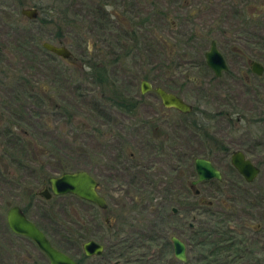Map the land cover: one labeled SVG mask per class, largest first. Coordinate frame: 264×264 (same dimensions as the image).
I'll return each mask as SVG.
<instances>
[{
	"label": "flooded vegetation",
	"instance_id": "flooded-vegetation-1",
	"mask_svg": "<svg viewBox=\"0 0 264 264\" xmlns=\"http://www.w3.org/2000/svg\"><path fill=\"white\" fill-rule=\"evenodd\" d=\"M255 1L246 0L243 7ZM258 2L255 8L260 10L264 6V0ZM90 6V8L87 7L89 16L92 14V6L95 7L94 13L97 14L94 20H92L93 17L87 18L88 23L82 16L79 19L80 27L83 29L78 32L77 43L86 45L83 48L80 47V55L72 56L70 49L65 45L70 46L71 39L59 37L54 44L64 45L70 52L67 57L59 55L57 57L62 58L68 65L78 64L81 78L94 81L101 87L95 94L96 98L91 99L85 109V117L88 114L92 116L89 112H93L94 120L87 117L86 121L82 116L77 119L80 124L78 132L80 136L84 137L91 134L89 131L93 132L95 147L93 166L60 169L53 167L59 163L55 162L51 164V167L49 165L53 161L49 163L44 162L46 159H42V156L47 159L54 156L49 150L40 152V157L31 158V163L35 166L46 165L52 171L50 174L36 173L37 166H26L23 171L28 177H35L32 184L37 183V185L27 189L28 200L25 202L20 199L8 201L3 212L0 211L2 240L4 242V235L8 233L9 243L14 246L9 250L4 243H0L2 251L7 252L13 258L10 264L49 263L47 255L32 239L12 231L7 225L6 212L12 205H17L25 217L44 233L54 247L73 258L77 264H131L136 259L132 258L130 249L123 245V242L157 235L154 227L156 223H158L156 225L159 238H162L161 245H171L170 237L174 235L184 242L186 253V239L176 234L177 229L175 232L164 231V221L172 218L177 222L178 228L186 232L188 236L198 235V227L194 228L192 221L194 220L193 214L185 221L181 213L182 211L188 213L199 206H205L204 208L209 212L214 195L213 192L208 194L206 190L212 185H218L221 180V171L214 164L213 155L218 158L226 157L228 169L244 184L252 181L258 173L250 181L243 178L231 164L230 154L238 149L245 157L247 156L242 148L229 151L226 145L228 139L226 136L222 137L221 134L223 123L236 129L242 125L247 128L250 125L260 126L264 121V101L261 102L262 98L256 97V94H259H255V100L260 104L254 105L253 107L256 108L254 113L249 114L228 104L225 97H222V100L225 105H228L226 107L213 108L210 104H206L210 99L213 100L214 96H220V93L215 92L213 86L202 79L203 74L208 72L212 81L218 80L223 72L228 73V76H233V73L229 71L230 67L224 56L226 69L221 70L218 75L205 62L204 52L208 49L210 41L213 40L216 46L211 34L214 28L218 30L220 27H203L198 17L205 9L204 5L198 7L194 0H91ZM176 9L179 11L176 12ZM107 23H109L108 26ZM118 26L121 27L119 32L112 29ZM149 27H158V33H154L161 49L158 70L160 76L166 78L167 84L161 83L162 81L155 82L152 79L154 75L150 77L146 73L142 64L151 65L155 62L148 57L142 56L145 61L138 62L141 64L136 68L139 74L134 72V75L129 69L126 71L124 66L121 67V61L137 63L133 62L129 56L133 51L138 52L140 48L142 52H145L148 47ZM197 39H208L209 41L207 49L203 51L202 61H196L195 57L191 60L182 58L179 51L196 46ZM107 42H110V45L104 50L103 47ZM242 46L245 47L243 44ZM240 56L242 58L239 59L243 60L246 75L240 71L239 79H242L245 89H254L257 92L254 77L258 78L263 68L261 73H255L251 69V62L259 61L250 55L241 54ZM1 61L0 86L2 83L5 84L3 78L10 72L9 66ZM6 62L16 65L20 73V58L16 60L7 58ZM181 63L191 64V66L202 63L201 71L203 72H197L199 75L182 74L180 77L170 73V69L174 70ZM154 67H149V70L155 72ZM20 74L14 84L10 85L13 99L11 95L1 97L0 94V188L5 187L6 178L13 173L12 169L6 167V161L20 164L12 147L16 146L18 149L22 144H31L33 147L40 140L38 137L41 138V135L37 134V114L35 113L34 117L31 115L30 120L24 118L23 107L25 105L17 101L22 95L23 82L27 80ZM132 75L135 76L134 79ZM142 81L148 83V89L142 90ZM156 86L181 98L189 104V109L182 111L173 105L162 103L158 94L153 90ZM186 88L188 90H185ZM36 89V83L34 86L30 85V94L36 95ZM186 91L189 92L188 96ZM0 92L5 93L1 88ZM87 93L88 91L86 96ZM51 97L52 95H49L47 99L50 100ZM147 97H153L156 101L154 103L145 102L143 98ZM102 98L107 101H103ZM47 112H51L53 118L59 115L57 108L50 107ZM70 114L73 117V114ZM63 116L66 117L65 125L55 124L50 121L49 116L46 117L44 132L53 137V131L57 127L60 131H68L67 124L70 117L66 112ZM32 120L34 123L31 122ZM241 123L242 125H239ZM236 129L235 131H238ZM225 133L228 134L227 130ZM243 133L248 132L242 131L240 134L246 135ZM254 136L255 134H249L244 137H248L254 145L260 144L262 138L254 139ZM88 137L89 140L91 136ZM197 157L209 160L218 169L220 178L209 177L196 180L194 159ZM77 169L85 171L93 178L95 192L103 199V205L70 192L59 194L50 192L47 181L49 176ZM37 174H40V177ZM205 186H207L206 189ZM218 187L219 185L216 188ZM226 187L228 188L227 185ZM43 189L49 192L48 197L40 193ZM242 191L244 195L248 192L246 189ZM64 195L74 199L80 208L75 209L72 205L67 207L59 205L56 208L57 212H54L52 206L48 204L43 206L35 202L36 200L43 202V200ZM220 202L225 203V200L222 199ZM58 212L66 213L68 217L70 214L69 220L75 224L72 228L69 226L59 228L64 229L65 232L73 231L76 235L70 237L69 233L62 234L60 242L78 246L80 253L77 256L53 242L49 231L53 230V227L50 223L56 225ZM18 240L28 242L33 247L24 248ZM87 240H93L101 245L98 253L86 254L84 252L82 244ZM118 248H120L119 251H117ZM176 260L182 264L188 262V259L187 262Z\"/></svg>",
	"mask_w": 264,
	"mask_h": 264
},
{
	"label": "rangeland",
	"instance_id": "rangeland-1",
	"mask_svg": "<svg viewBox=\"0 0 264 264\" xmlns=\"http://www.w3.org/2000/svg\"><path fill=\"white\" fill-rule=\"evenodd\" d=\"M194 1L198 7L200 5L205 6L203 13L198 17L201 19L203 27H220L218 30L214 28L211 35L215 39L218 50L226 59L230 67L229 71L233 73V76H228V73L223 72L218 80L212 81L208 72L203 74L202 79L213 86L215 92L220 93V96H214L213 100L210 99L206 104H210L213 108L216 106V108L226 107L228 105H225L222 100V97H225L226 102L232 104L235 108L242 109L248 114L254 113L253 111L256 108L253 106L260 104L255 100V94L258 93L259 95L256 94V97L259 96L262 98L261 102L264 101V6L260 10L255 8L259 0H256L255 3L251 2L245 7H243V4L246 3V0ZM33 4L34 0H21L19 3L18 0H0V61L2 60L1 63L9 66L10 70V72L7 71V76L3 78L6 85L2 83L0 86L5 93L0 92V94L1 97L11 95L13 99V91L11 92L10 85L14 84L21 73V77L27 80L23 82L22 95L19 94L20 100L17 99V101L25 105L23 107L24 118L30 120L31 115L34 117L35 113L37 114V134L41 135V138L38 137L40 140L33 147L31 144H22L18 149L16 146L12 147V151L17 154L20 164L6 161V167L12 169L13 173L6 178L5 187L0 188L1 213L8 201L20 199L25 202L28 200L27 189L34 188L37 183L32 184L35 177H28L23 170L26 166H35L31 163V158L40 157V152L44 150L51 151L54 156L48 157L49 159L42 156V159H46L44 162L49 163L53 161L49 165L51 167V164L59 162L57 166L53 167H59L60 169L87 167V165L92 167L95 157L93 132L89 131L91 132V134L88 133L91 136L89 140V135L80 136L78 133L80 124L77 119L82 116L86 121L88 120L87 117H90L92 121L94 120L93 112H89L92 116L88 114L85 117V109L90 100L96 98L95 94L98 93L101 87L94 81L83 80L79 73L78 64L74 66L64 63L62 58L42 48L40 43L43 40L56 43L57 38L63 39L66 37V39H71V44L70 46L65 45L70 49L72 56L78 57L80 49L86 46L85 43H77L78 32L83 29L80 27L79 19L82 16L88 23L87 18L93 17L92 20H94L97 13H94V6H92V14L89 16L88 9L91 7V0H38L37 6H40V8H37V15L34 18H27L19 13L20 7L32 6ZM178 11L176 9V12ZM243 12L248 15L246 18H244ZM71 13L75 14L71 16ZM249 15L252 16V19H249ZM65 17L75 18V20L72 19L74 22L67 23ZM112 29L119 32L121 27H112ZM154 33H158V27H149L148 47L145 52H142L139 48L138 52L135 50L129 55L131 60L137 63L121 61V67L124 66L126 71L129 69L134 75V72L139 74L140 72L136 68L141 64H138V62L145 61L142 56L148 57L152 62H155L151 65L148 63L142 64V67L146 69V73L150 77L154 75L152 79L155 82L162 81L161 83L167 84L166 78H162L159 74L158 59L161 56V49ZM208 39H197L196 46L184 48L179 51L181 52L179 54L182 58L191 60L195 57L196 61H202L203 51L209 45ZM109 45L110 42H107L103 49L106 50ZM234 50L236 52H233ZM241 54L250 55L263 65L261 75L258 78L254 77L257 92L254 89H245L242 79H239L238 73L240 71H243V74L246 75L243 60L239 59L242 58ZM7 58L11 60L20 58V73L16 65L10 62L5 63ZM151 66H155V72L149 70ZM202 68V63L193 66L181 63L180 66L175 68L176 70L170 69V73L178 77L187 73L199 75L197 72H203L201 71ZM134 75H132L133 79L135 78ZM175 76L171 75V77ZM35 83L36 95H31L30 85L34 86ZM185 90H188V88ZM186 93L188 96L189 92L186 91ZM49 95H52L50 100L47 99ZM143 99L145 102L154 103L156 101L153 97ZM102 100L107 101L104 98ZM55 105L58 106L55 107ZM49 106L57 108L59 115L53 118L52 113L47 112L50 109ZM66 109L68 110L66 111ZM64 112L70 117L67 124L68 131H60L57 127L53 131V137L44 132L46 117L49 116L50 121L55 124H64L66 119L63 116ZM70 113L73 114V117L70 116ZM34 120L31 122L34 123ZM239 125H242V123ZM248 128L242 125L236 129L223 123L221 136H226L228 139L226 145L229 147V151L234 148H242L245 155L259 166V171L254 179L244 184L228 169L226 157L218 158L213 155V162L221 171V180L218 189L216 188L218 185H212L211 188L206 190L208 194L213 192L214 195L213 203L209 206V212L204 208L205 206H199L188 211V213H185L186 211L181 213V217H185V221L193 214L194 220L192 221L194 222V228L198 227V235L188 236L186 232L178 228L177 222L172 218L164 221V231L172 230L175 232V229H177L176 232L178 233L176 234L186 239V254L189 262L186 264H264V121L260 126L250 125ZM225 130L228 134L225 133ZM242 131H247L248 133H243L246 135L255 134L254 139L256 137L262 138V142L254 145L250 142V139L248 140L249 136L244 137L246 135L240 134ZM35 171L36 173L45 172V174H50L52 169L49 170L46 165H41L37 166ZM39 175L37 174L38 177H40ZM244 189L248 191L245 193L246 195L242 193ZM221 198L228 205L220 202ZM35 202L43 206L46 204L52 206L54 212H57L56 208L59 205L65 207L72 205L75 209L80 208L74 199L65 195L43 200V202L39 200ZM57 214L56 225L50 223L54 230H49L53 242L73 255H79L78 246L66 245L65 242H62L63 244L60 242L62 234L69 233L67 235L70 237L76 236L73 231L67 230L65 232L64 229L59 228L74 227L75 224L69 220L71 215L69 214L68 217V214L61 212ZM156 224L154 227L158 233L157 235L123 242V245L130 249L129 252L132 258L136 259L131 264H182L173 257L171 245H161L162 238H159V230ZM56 229L61 231L57 232ZM206 232L210 233L206 234ZM2 236V226L0 225V243H4L9 250L13 248L14 246L9 243L8 233L4 235V242ZM18 241L24 248L33 247L28 242ZM119 250L120 248L117 249V251ZM12 259V256L8 255L7 252H3L0 247V264H10Z\"/></svg>",
	"mask_w": 264,
	"mask_h": 264
},
{
	"label": "water",
	"instance_id": "water-1",
	"mask_svg": "<svg viewBox=\"0 0 264 264\" xmlns=\"http://www.w3.org/2000/svg\"><path fill=\"white\" fill-rule=\"evenodd\" d=\"M19 13L27 18H34L37 15V8L35 6H23L20 7ZM40 45L47 51L61 57H67L70 54L69 50L64 45L54 44L46 40L41 41ZM204 56L206 64L216 75H218L221 70L226 69L223 55L216 48L213 40L210 41V45L204 52ZM262 68L263 67L259 62H251V69L255 73H261ZM141 84L143 86L142 90L144 88H149L146 81H142ZM153 90L158 94L162 103L173 105L182 111L189 109L188 103L165 91L161 87L156 86ZM230 162L246 181L252 180L259 169L258 166H256L248 157H245L238 149L231 152ZM194 164L197 174L196 180L209 177L220 178L218 169H216L209 160L197 157L194 159ZM47 181L49 183L50 192L53 194L70 192L94 203L100 205L104 204L103 199L95 192V182L93 178L83 170L77 169L74 171H63L57 175L49 176ZM40 193L44 197L49 196V192L46 189H43ZM6 222L12 231L26 235L32 239L49 258L48 264H77L73 258L54 247L45 237L44 233L32 221L25 217L17 205H12L8 208L6 212ZM170 241L173 256L182 262H187L184 242L174 235L170 237ZM82 247L86 254H90L98 253L101 245L93 240H87L83 242Z\"/></svg>",
	"mask_w": 264,
	"mask_h": 264
},
{
	"label": "trees",
	"instance_id": "trees-1",
	"mask_svg": "<svg viewBox=\"0 0 264 264\" xmlns=\"http://www.w3.org/2000/svg\"><path fill=\"white\" fill-rule=\"evenodd\" d=\"M21 0H18V3L20 2ZM37 3H38V0H34V4L32 5V6H35L36 8H40V6H37ZM95 8V7H94ZM64 14H65V10H64ZM73 14H75V13H71V16H73ZM243 16H244V18H246L248 15L246 14V13H244L243 14ZM250 18L249 19H252V16H249ZM65 19V21L67 22V23H69V22H74L73 20H75V18H67V17H65L64 18ZM73 19V20H72ZM42 20L44 21V19L42 18ZM210 232H206V234H209ZM207 236V235H206ZM205 236V237H206Z\"/></svg>",
	"mask_w": 264,
	"mask_h": 264
}]
</instances>
